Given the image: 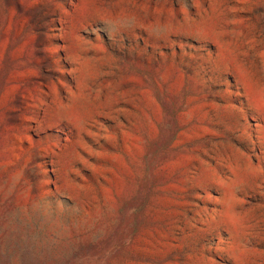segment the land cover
Returning <instances> with one entry per match:
<instances>
[{
  "label": "rangeland",
  "instance_id": "1",
  "mask_svg": "<svg viewBox=\"0 0 264 264\" xmlns=\"http://www.w3.org/2000/svg\"><path fill=\"white\" fill-rule=\"evenodd\" d=\"M0 264H264V0H0Z\"/></svg>",
  "mask_w": 264,
  "mask_h": 264
}]
</instances>
